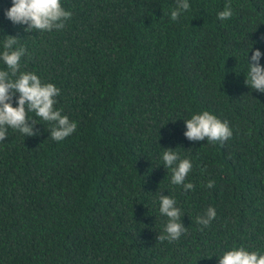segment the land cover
<instances>
[{
	"label": "trees",
	"instance_id": "16d2710c",
	"mask_svg": "<svg viewBox=\"0 0 264 264\" xmlns=\"http://www.w3.org/2000/svg\"><path fill=\"white\" fill-rule=\"evenodd\" d=\"M188 2L172 21L176 0H61L72 13L65 27L28 33L5 16L12 0H0V52L4 36L20 38V70L56 85L54 107L77 123L57 142L32 112L39 135L9 128L0 142V264H218L240 246L264 254V93L245 83L247 57L264 53V0ZM203 111L228 121L232 137L188 140L184 120ZM167 148L191 160L194 190L172 184ZM160 194L187 228L171 243L157 239L167 223ZM209 207L217 216L201 231Z\"/></svg>",
	"mask_w": 264,
	"mask_h": 264
},
{
	"label": "clouds",
	"instance_id": "9594fccd",
	"mask_svg": "<svg viewBox=\"0 0 264 264\" xmlns=\"http://www.w3.org/2000/svg\"><path fill=\"white\" fill-rule=\"evenodd\" d=\"M190 9L188 0H176V7L171 11L172 21L179 19L183 12ZM233 15L231 5H226L225 10L218 13L220 21L231 19ZM5 16L14 25L26 26L24 31L51 32L61 30L65 22L71 19L72 13L65 10L61 0H12V6L6 10ZM20 38L4 36L3 51L0 60L6 65L7 70H0V142L5 141L8 129H16L26 137L39 135L37 120L30 119L28 113L34 112L36 117L49 122L52 127L50 137L57 142L73 134L77 123L70 121L69 117L62 115V110H57L56 97L60 89L53 83L42 82L34 72L21 71V58L26 54V48L14 47ZM251 51V50H250ZM264 53L258 48L248 59V71L245 83L253 90L264 93V65L260 61ZM16 103L18 106H13ZM187 131L184 133L190 141H204L223 144L229 140L233 132L228 121H221L214 114L203 111L194 114L190 119L184 120ZM163 165L171 169L172 184L180 185L185 191L194 190V184L185 183L186 177L192 170L191 160L181 158L179 153L172 148H167L162 154ZM207 188L215 186L214 180H209ZM161 215L167 217L164 229L165 234H159L160 242L178 240L187 228L182 223L181 209L176 206V200L170 195L159 196ZM214 207L207 208L203 216L197 217L196 223L208 227L216 218ZM218 264H264V254L258 251H249L244 246L233 247L216 256ZM211 259V258H209Z\"/></svg>",
	"mask_w": 264,
	"mask_h": 264
}]
</instances>
